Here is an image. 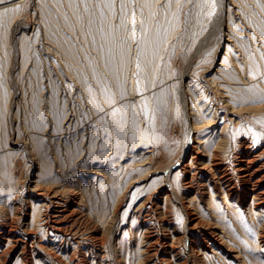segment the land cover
I'll list each match as a JSON object with an SVG mask.
<instances>
[{"label": "rangeland", "instance_id": "rangeland-1", "mask_svg": "<svg viewBox=\"0 0 264 264\" xmlns=\"http://www.w3.org/2000/svg\"><path fill=\"white\" fill-rule=\"evenodd\" d=\"M0 6V264H264V0Z\"/></svg>", "mask_w": 264, "mask_h": 264}, {"label": "bare ground", "instance_id": "bare-ground-1", "mask_svg": "<svg viewBox=\"0 0 264 264\" xmlns=\"http://www.w3.org/2000/svg\"><path fill=\"white\" fill-rule=\"evenodd\" d=\"M19 0H16V2H18ZM224 1V0H223ZM0 8H2V6H0ZM228 9H227V14L228 15H231V11H230V9H229V7H227ZM235 13V12H234ZM231 27V23H229V26H228V28H230ZM231 78H232V76H228V77H226V78H224V79H226V80H231ZM225 82V81H224ZM223 83V82H222ZM222 85V84H221ZM187 86H190V83L187 85ZM215 116V115H214ZM215 118V117H214ZM232 120V119H231ZM245 142H247V141H245ZM241 146H243V145H241ZM240 147V146H239ZM246 147V146H245ZM249 147V146H248ZM247 148V147H246ZM263 150V149H262ZM264 151V150H263ZM239 152V151H238ZM261 151H259V153H260ZM194 153V152H193ZM237 153V152H236ZM235 153V154H236ZM262 153V152H261ZM196 154V153H195ZM220 154V153H219ZM239 154V153H238ZM251 154V153H250ZM264 154V153H263ZM213 155V154H212ZM254 155H256V154H254ZM258 155V154H257ZM235 156V155H234ZM237 156V155H236ZM259 156V155H258ZM249 158V156H245L244 158ZM252 157H254V156H252ZM193 159H194V157H192ZM216 158V157H215ZM220 158V157H219ZM236 158V157H235ZM234 158V159H235ZM212 159V158H211ZM216 160V159H215ZM214 160V161H215ZM220 160V162H223V161H221V158L219 159ZM257 160V159H256ZM218 161V160H217ZM194 162V161H193ZM216 162V161H215ZM240 162V163H239ZM238 163H239V166H238V169H236V170H238L239 171V176H238V178H240V180L242 181V184H243V189L245 190V191H247V192H249L250 194H252L253 195V197L255 198V204H257V206L258 205H261V204H264V167H255V164H254V158L253 159H241L240 158V161H239ZM232 163H234V162H232ZM193 164V163H192ZM195 164V163H194ZM197 164H198V162H197ZM218 164H220V163H218ZM257 164V163H256ZM212 165H214V164H212ZM216 165V164H215ZM261 165H262V163H261ZM211 166V165H210ZM217 166V165H216ZM227 166V165H226ZM225 166V167H226ZM185 167V166H184ZM193 167V166H192ZM229 167V166H228ZM233 167V166H232ZM204 168H206V167H204ZM226 168H224V170H225ZM235 169V168H234ZM187 170V169H186ZM228 170V169H227ZM233 170V169H232ZM223 171V170H222ZM226 171V170H225ZM189 172V171H188ZM228 172H230V171H228ZM227 172V173H228ZM196 172H193V174H195ZM226 173V174H227ZM216 174V173H215ZM218 174V173H217ZM224 175V174H223ZM223 175H222V177H223ZM231 176H232V174H231ZM237 177V176H236ZM225 178V177H224ZM230 179V178H229ZM233 179V178H232ZM222 181V180H221ZM231 181V180H230ZM237 183H239V182H237ZM241 184V183H240ZM234 185V184H233ZM225 186H227V185H225ZM241 186V185H240ZM232 187V186H231ZM238 188V187H237ZM240 188V187H239ZM235 191V190H234ZM238 191V190H237ZM38 195H39V193H37ZM41 194H43V191H42V193ZM44 195H45V193H44ZM43 195V196H44ZM47 195V194H46ZM42 196V197H43ZM47 197H48V195H47ZM45 198V197H44ZM52 198V197H51ZM46 199H48V198H46ZM54 199H55V197H54ZM60 199V198H59ZM49 200V199H48ZM51 200V199H50ZM61 200V199H60ZM63 201V200H62ZM65 201V200H64ZM44 202V201H43ZM48 202V201H47ZM41 203V202H40ZM58 202H56V204H57ZM59 204V203H58ZM45 205V204H44ZM63 205V204H62ZM45 207H47L48 208V205H46ZM53 207V206H52ZM60 207V206H59ZM46 208V209H47ZM60 208H62V207H60ZM64 208H65V206H64ZM46 209H45V211H46ZM48 210V209H47ZM54 210V209H53ZM49 211V210H48ZM57 211V210H56ZM61 211V210H60ZM63 211V210H62ZM43 212V211H42ZM57 212H59V211H57ZM48 213V212H47ZM55 213V212H54ZM47 215V214H46ZM51 216V215H50ZM49 217V216H48ZM58 217V216H57ZM46 218H47V216H46ZM51 218V217H50ZM62 219V218H61ZM50 220H48V222H49ZM53 221V220H52ZM57 221V220H56ZM55 221V222H56ZM63 221V220H62ZM70 221V220H69ZM64 222V221H63ZM62 222V223H63ZM45 223H47V222H45ZM72 225V224H71ZM75 225V224H74ZM47 226V225H46ZM50 226H51V224H50ZM49 227V226H48ZM58 228V227H57ZM61 228V227H60ZM71 228V227H70ZM56 229V228H55ZM69 229V228H68ZM67 229V230H68ZM79 229V228H78ZM62 231H63V228H62ZM65 231V230H64ZM63 231V232H64ZM78 231V230H77ZM58 232H59V230H58ZM63 232H62V234H63ZM72 233V232H71ZM66 234H68V232L66 233ZM65 234V235H66ZM103 240V239H102ZM101 240V241H102Z\"/></svg>", "mask_w": 264, "mask_h": 264}, {"label": "snow or ice", "instance_id": "snow-or-ice-1", "mask_svg": "<svg viewBox=\"0 0 264 264\" xmlns=\"http://www.w3.org/2000/svg\"><path fill=\"white\" fill-rule=\"evenodd\" d=\"M3 2V0H0V3H2Z\"/></svg>", "mask_w": 264, "mask_h": 264}]
</instances>
